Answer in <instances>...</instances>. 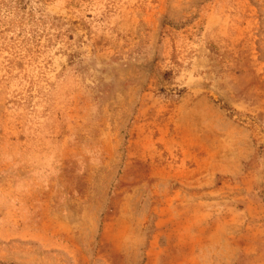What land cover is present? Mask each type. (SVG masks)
<instances>
[{
    "label": "rangeland",
    "instance_id": "rangeland-1",
    "mask_svg": "<svg viewBox=\"0 0 264 264\" xmlns=\"http://www.w3.org/2000/svg\"><path fill=\"white\" fill-rule=\"evenodd\" d=\"M0 264H264V0H0Z\"/></svg>",
    "mask_w": 264,
    "mask_h": 264
}]
</instances>
